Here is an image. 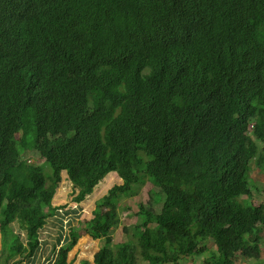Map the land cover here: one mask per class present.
I'll return each instance as SVG.
<instances>
[{
    "label": "trees",
    "instance_id": "1",
    "mask_svg": "<svg viewBox=\"0 0 264 264\" xmlns=\"http://www.w3.org/2000/svg\"><path fill=\"white\" fill-rule=\"evenodd\" d=\"M252 164L264 174V0H0V264L259 258ZM64 182L74 205L55 204ZM83 235L103 242L93 260L73 252Z\"/></svg>",
    "mask_w": 264,
    "mask_h": 264
},
{
    "label": "rangeland",
    "instance_id": "2",
    "mask_svg": "<svg viewBox=\"0 0 264 264\" xmlns=\"http://www.w3.org/2000/svg\"><path fill=\"white\" fill-rule=\"evenodd\" d=\"M249 134L253 135L254 130L253 127H250ZM259 149L261 150L263 148L262 141L257 138L256 140ZM29 164L31 166H37L42 165L47 168V165L44 163L43 158L36 157L34 155H30L28 157ZM48 169V168H47ZM250 175L253 176V179L256 182L255 186L252 187V193H253V203L254 204H264V174L260 171V169L255 165H251V172ZM117 183L121 184V179L114 173H111L107 176L106 180L101 183L95 193L88 197V199L83 202V218H90L92 215V210L95 208V202L101 197L102 195L107 193L108 187H110L112 184ZM63 188L60 189L59 198L55 200V204H64L69 203V205H74L73 202L70 199V196L72 195L73 187L71 184L63 183ZM152 189V184L150 182H147L144 187L141 189L140 193L132 198H121L120 204H121V210L123 212V206H129L131 211L123 212L122 215V222L118 226L117 229H114L112 238L113 242L112 244H117L122 241H126L128 239V236L123 232V226L126 225L130 228V233H132V227L135 225L137 221V217L135 213L138 211V207L140 204H146L150 201V190ZM64 193V195H62ZM161 208V203L158 204V210ZM16 228L18 229V225H16ZM20 231V229H19ZM262 239H261V255L259 258H250L245 261H239L238 264H264V228L261 233ZM1 238V235H0ZM103 244L101 240H93L89 235H83L78 244L76 245V249L78 250L79 259L86 256L90 260H93L94 257V251L96 249H99L100 246ZM205 244V251H203L202 256L206 257L208 255H215L216 253V246L215 244L208 240L206 242H203ZM1 245V242H0ZM115 246V245H114ZM0 250L1 246H0ZM3 251V250H2ZM196 257V256H195ZM1 258V256H0ZM201 255L196 257L195 259L191 260L189 264H202L203 259H201ZM187 259V258H186Z\"/></svg>",
    "mask_w": 264,
    "mask_h": 264
},
{
    "label": "crops",
    "instance_id": "3",
    "mask_svg": "<svg viewBox=\"0 0 264 264\" xmlns=\"http://www.w3.org/2000/svg\"><path fill=\"white\" fill-rule=\"evenodd\" d=\"M97 251V249L94 251V253ZM73 252H78V250L76 249V247H75V249H74V251ZM84 257H86V256H84ZM87 258V257H86ZM94 258V257H93Z\"/></svg>",
    "mask_w": 264,
    "mask_h": 264
}]
</instances>
